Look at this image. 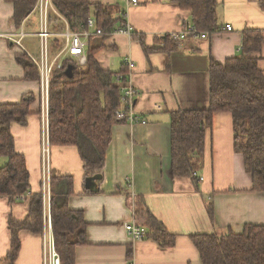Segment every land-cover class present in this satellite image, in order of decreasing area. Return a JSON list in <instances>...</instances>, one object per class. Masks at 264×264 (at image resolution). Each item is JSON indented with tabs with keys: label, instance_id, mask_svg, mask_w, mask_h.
<instances>
[{
	"label": "crops",
	"instance_id": "0c3cea01",
	"mask_svg": "<svg viewBox=\"0 0 264 264\" xmlns=\"http://www.w3.org/2000/svg\"><path fill=\"white\" fill-rule=\"evenodd\" d=\"M117 5L127 20L149 45L154 38L181 31L191 21V12L170 0H140L129 7L118 0H91ZM220 29L208 37L188 36L172 53L155 50L148 55L140 42L123 33L93 36L88 49L104 69L123 68L131 56L136 67L131 81L138 90L136 111L146 123L117 122L106 154L98 190L86 191L85 162L74 145H51V180L71 176L74 193L68 199L71 209L82 210L87 222V243L76 249V264H203L189 235L233 231L241 233L248 224L264 225V192L253 191V180L245 169L243 154L235 147L233 117L229 112L214 115L207 137L204 164L193 181L190 176H173L171 156L172 113L184 109L206 108L210 99L209 59L218 62L235 56L242 48L243 30L264 31V8L260 0H217ZM14 5L0 0V104L19 102L26 93L37 99L31 105L27 123L11 126L16 149L25 156L30 173V193L42 196L43 145L45 132L41 113L39 80L25 77L17 55L29 52L10 38L20 28L12 21ZM231 25L232 30H225ZM26 31V30H25ZM37 37V36H36ZM31 42H33L31 40ZM160 47L164 45L161 41ZM264 74V45L256 54ZM7 158L0 157V168ZM92 176V175H90ZM29 197L0 195V260L12 247L10 219L26 220ZM43 198V196H42ZM213 205L214 216L208 211ZM51 203L43 198L44 224L51 216ZM150 210L167 229L176 234L175 244L162 246L152 237L133 240L125 224L133 220L145 226L143 214ZM142 212L136 213V212ZM44 229V226H43ZM21 249L15 264H45L44 236L30 229L19 231ZM132 258L128 259V248Z\"/></svg>",
	"mask_w": 264,
	"mask_h": 264
},
{
	"label": "trees",
	"instance_id": "16d2710c",
	"mask_svg": "<svg viewBox=\"0 0 264 264\" xmlns=\"http://www.w3.org/2000/svg\"><path fill=\"white\" fill-rule=\"evenodd\" d=\"M6 1L14 5L12 21L16 27L25 29L28 17L34 13L38 0ZM170 1L191 12L189 23L198 32L212 33L220 29L217 0ZM52 2L68 21L71 30H79L81 24L92 15L97 18L98 26L106 32H111L125 23L120 15L124 9H119L117 5L95 3L91 0ZM260 2L264 8V0ZM53 21L64 22L56 14H51L52 25ZM56 29L51 27L53 32L59 31ZM242 34V48L239 53L224 62H218L213 57L209 59L208 107L181 109L172 113V172L174 177L190 176L197 182L199 175L195 176V173L198 174L203 165L208 132L212 128L214 115L218 112H229L233 117L234 144L243 154L245 169L252 176V190L264 192V74L259 67V56L256 55L264 45V31L247 28ZM132 39L140 42L147 55L155 50L172 53L179 42L167 36L155 37L154 44L149 45L146 36L137 32L132 35ZM161 41L164 43L162 47L158 45ZM51 42L53 53L63 44L60 37H52ZM97 51L98 48L88 49L87 63L84 66L66 59L61 69L53 70L49 100V141L51 145L76 146L85 162L86 176H99L97 180L100 181L112 140L113 126L118 122L115 111L121 106L120 86L126 82L128 69L125 64L116 72L104 69L95 57ZM17 61L23 66L27 79L39 80V69L27 52L17 55ZM69 66L73 67L70 72ZM36 99L37 96L29 92L19 102L0 104V157L7 158L6 164L0 168L1 196L14 199L18 195L30 193L27 162L25 156L16 149L11 126L14 123H27L31 105ZM86 191L93 192L90 189ZM73 193L74 181L71 176L52 178L51 220L61 264H76L77 247L87 243L84 212L71 209L68 204ZM28 200V218L22 222L13 219L9 221L12 247L7 258L0 260V264H15L21 249V229H30L36 233L43 231V198L32 193ZM208 211L213 217L214 208L211 203ZM136 213L142 214L138 211ZM143 216L145 226L136 222L146 230L147 237H152L162 246L175 244L176 234L171 233L150 210L146 209ZM189 237L203 264H264V225L248 224L241 233H196ZM127 257L132 258L131 247L128 248Z\"/></svg>",
	"mask_w": 264,
	"mask_h": 264
},
{
	"label": "built area",
	"instance_id": "2783aa9c",
	"mask_svg": "<svg viewBox=\"0 0 264 264\" xmlns=\"http://www.w3.org/2000/svg\"><path fill=\"white\" fill-rule=\"evenodd\" d=\"M124 6L129 7L131 5H137L140 0H118ZM38 10V16L40 21V29L35 33L39 40V47L41 56L36 58L31 54L32 60L36 63L39 72V85H40V100H41V113L43 119V126L45 132V143L43 145V192L42 196L45 200H48L50 206L51 203V169L49 158V100H50V83L51 76L54 69H61L66 59H71L79 66H84L87 63V51L89 46V40L93 36H106L114 33H123L131 36L136 32L135 28L127 20L126 11H122L120 15L125 19V23L118 25L115 30L106 32L104 29L98 26L97 18L92 15L81 24L79 30H71L68 21L61 15L53 5L52 0H38L36 7ZM50 11L55 12L57 16L62 18L66 28L63 32H53L49 23ZM225 30H232L231 25H226ZM15 36L10 39L19 46H22V40L26 36V31L23 27L18 31ZM169 37L172 40L181 41L188 36L206 38L208 32H198L197 28L191 23L185 25V27L178 32H172L165 34L162 37ZM52 37H60L63 40L62 46L54 53L50 48V41ZM124 64L128 69L126 74V82H123L120 86L121 91V106L115 111V116L118 122H127L129 124L146 123V119L142 117L136 111V100L138 90L131 81L132 73L136 67V62L131 56H127L124 59ZM121 76L118 77L120 81ZM195 176H198L197 172ZM200 180H204L203 176H199ZM30 193L24 195H18L19 199H25ZM125 229L128 235L133 240H140L147 237L146 230L140 226L136 220L125 224ZM44 260L45 264H61V258L56 248L55 236L53 232L52 220L49 215L45 219L44 229ZM128 264H137L130 261Z\"/></svg>",
	"mask_w": 264,
	"mask_h": 264
},
{
	"label": "rangeland",
	"instance_id": "374dc122",
	"mask_svg": "<svg viewBox=\"0 0 264 264\" xmlns=\"http://www.w3.org/2000/svg\"><path fill=\"white\" fill-rule=\"evenodd\" d=\"M51 14H55V12L50 11V13H49V23H50V27H52V28L55 27V29L58 28L59 31H56L58 29L54 30L56 32H63V31H65L66 25H65L64 22H63L64 23V25H63L62 22H58L57 23L56 21H53L54 22L53 23L54 25H52V23L50 22V16H51ZM59 26H62V27L64 26V27L62 28V27H59ZM25 27H26L25 28L26 32H37L40 29V21H39V16H38V10L36 11V9H34V13H32L28 17V21L26 22ZM31 40L33 42H31ZM51 43L52 42L50 41V44L49 45H50V48L52 49ZM24 44L26 45V47L29 49V52H31V54L33 56H35L36 58H39L41 56L40 47H39V40H38V38L36 36H27L26 39H25V41H24ZM22 48L24 49V47H22ZM202 162L204 164V161L203 160H202ZM30 194H29V196H30ZM29 196H27V197H29Z\"/></svg>",
	"mask_w": 264,
	"mask_h": 264
},
{
	"label": "water",
	"instance_id": "95a60500",
	"mask_svg": "<svg viewBox=\"0 0 264 264\" xmlns=\"http://www.w3.org/2000/svg\"><path fill=\"white\" fill-rule=\"evenodd\" d=\"M73 67L72 66H69L68 67V71H72ZM99 179V176H89L86 178V181H85V187L87 189H90L92 191H97L98 190V187H97V183H96V180Z\"/></svg>",
	"mask_w": 264,
	"mask_h": 264
}]
</instances>
